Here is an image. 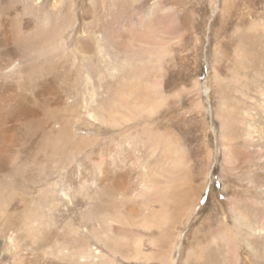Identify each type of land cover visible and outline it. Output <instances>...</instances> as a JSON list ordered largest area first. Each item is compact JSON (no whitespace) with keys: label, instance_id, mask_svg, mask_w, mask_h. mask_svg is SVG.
Segmentation results:
<instances>
[{"label":"rangeland","instance_id":"374dc122","mask_svg":"<svg viewBox=\"0 0 264 264\" xmlns=\"http://www.w3.org/2000/svg\"><path fill=\"white\" fill-rule=\"evenodd\" d=\"M14 8L59 24L49 36L67 48H35L25 63L34 76L61 73L96 125V154L147 190L123 199L140 217L101 220L85 200L74 214L46 211L49 240L18 238L19 264H63L51 249L76 238L95 254L80 264H264V0H0L1 15ZM74 52L79 64L91 55L94 118L70 75ZM12 184L36 201L44 187ZM0 219V264H16L8 234L22 223Z\"/></svg>","mask_w":264,"mask_h":264},{"label":"bare ground","instance_id":"6f19581e","mask_svg":"<svg viewBox=\"0 0 264 264\" xmlns=\"http://www.w3.org/2000/svg\"><path fill=\"white\" fill-rule=\"evenodd\" d=\"M22 9V13H16L14 8L15 13L0 14V217H5L13 223H22L21 227L15 229L16 233L8 234L10 245H15L18 238H26L32 242L38 239L43 242L42 244H46L49 240V226L53 227L54 221L52 226L44 219L45 213L48 211L51 217L56 218L63 211L62 204H65L67 212L74 214L79 202L85 200L90 207L88 206L83 213L93 212L101 220L111 216L118 217L122 215L121 210L131 217H140L139 205L133 200L123 199L130 194L135 196L137 192L139 196H145L147 190L131 185L127 171L120 169V166L118 168L111 164L106 165L102 155L96 154L94 150L96 125L82 117L79 109L80 98L74 99L66 94L63 80H59L61 73L51 71L34 76L24 61L27 58L23 59L24 54L35 48H51L54 51L52 55L64 51L67 48V41L63 39L58 41L56 37L49 36L50 32H55L59 24L51 25L47 20L38 21L33 17L24 18L26 10ZM1 11L3 12V9ZM11 20L15 21L16 26L11 27ZM73 31L71 33H74ZM90 44L88 38L84 40L83 45L86 48L91 46ZM75 53L71 65L73 71L70 69L72 73L70 75L75 72V78L82 84L83 89L78 91V87L77 93L86 95L85 111L94 118L92 112L95 110L96 93L91 55L89 53L84 58L85 62L79 64V58ZM61 62L66 63L65 60ZM81 123L84 126V135L79 133V129H82ZM79 138L80 141L76 143ZM85 151L88 153L80 159L79 156ZM111 152L112 150L110 154ZM92 172H96L97 178L92 176ZM48 177L50 178L47 179ZM17 179L32 185L44 184L38 191V194H41L39 201L35 198L26 200L12 184ZM50 179L52 182H48ZM93 197L96 199L95 202ZM74 242V248L65 244L55 246L50 254L62 263L66 261L63 264H70V260L71 264L93 261L95 254L85 247L86 243L81 244L79 238L74 239ZM17 244L13 251V259L19 264L26 255L18 252L20 246ZM100 252L102 253L99 251L96 254L99 255ZM48 254L45 252L44 256Z\"/></svg>","mask_w":264,"mask_h":264}]
</instances>
